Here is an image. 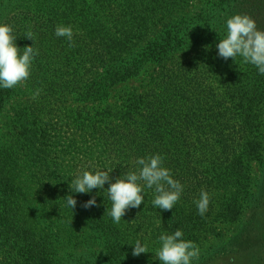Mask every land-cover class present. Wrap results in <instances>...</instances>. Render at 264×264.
Returning a JSON list of instances; mask_svg holds the SVG:
<instances>
[{
	"label": "trees",
	"instance_id": "trees-1",
	"mask_svg": "<svg viewBox=\"0 0 264 264\" xmlns=\"http://www.w3.org/2000/svg\"><path fill=\"white\" fill-rule=\"evenodd\" d=\"M19 1L0 0V22L12 26L21 55L25 46L38 49L39 54L31 64V87L44 94L42 101L30 104V114L19 116V120L26 124L31 117L39 118L47 105L57 109L55 116H63L61 106L73 97L85 105L72 117L65 115L63 119L74 118L82 127L83 150L95 145L105 156L107 163L102 170L113 169L117 179L126 172H138L141 166L136 161L139 158L159 154L163 158L162 166L183 186V191L173 209L162 210L152 203L157 195L155 189L143 186L141 181L144 201L139 208H130L133 218L121 219L117 224L109 215L112 202L108 184L93 197L96 202L103 199L109 209L84 208L93 197L73 196L77 204L73 210L68 207L63 221L56 215L54 202L58 198L51 197L52 201L44 203L29 198L23 189L20 173L26 164L37 166L39 178L50 181L45 156L51 152L47 149L31 151L28 148L32 147L33 133L16 129L13 144L0 145V264H80L78 259L61 256L62 239L81 236L87 242L96 238V230L106 252L119 264L129 262L125 261L128 255L124 253L133 250V235L128 236L123 230L130 223L133 230L146 232L159 241L162 234H173L179 229L183 232L182 239L198 242L213 229L216 212L231 221L238 220L239 214L236 209L232 211V207L217 211L214 190L226 184L223 173L248 174L250 160L264 149V75L240 56L235 60L222 57L181 60L169 66L164 62L165 54L187 42L182 40L190 37L194 22L176 34L168 32L165 39L168 44L154 45L146 53V59L129 52L127 59L112 63L107 49L101 52L100 43L96 57H92V51L86 50L84 43L74 42L70 49H58L63 37L55 35L54 21L47 23L48 17L58 18L55 13L60 12L64 18L71 19V24L73 18L84 24L91 22L94 11L105 7L109 0H29L30 18L11 17L8 12ZM174 3L175 0L118 1L130 25L138 29L157 27L161 22L157 15ZM236 14L250 16L257 29L264 31V0H222L202 14L204 23L200 32L210 40L208 44L219 43L226 37V22ZM29 30L34 33V42L25 37ZM86 30L87 38L99 34L95 25ZM111 46L119 52L125 48L115 43ZM77 55L78 66L72 59ZM45 60L48 62L44 64ZM148 61L154 63L155 69L143 90L134 89L120 104H108L95 112L89 108V103L107 101L115 87L138 78ZM80 68L84 69L83 73ZM16 90V87H0L1 101L5 103L9 93ZM116 179L114 177V182ZM262 183L258 185V192L251 196L246 194L245 199L256 208L255 219L244 235V240L253 238L255 245L249 252L241 247L235 253L237 261L245 263L244 258H247L246 264H264V181ZM202 190L210 197L204 215L198 213L195 203ZM232 204L237 202L232 201ZM233 262L237 263L230 259L228 264Z\"/></svg>",
	"mask_w": 264,
	"mask_h": 264
},
{
	"label": "rangeland",
	"instance_id": "rangeland-1",
	"mask_svg": "<svg viewBox=\"0 0 264 264\" xmlns=\"http://www.w3.org/2000/svg\"><path fill=\"white\" fill-rule=\"evenodd\" d=\"M118 1L109 0L105 7H99L98 10L94 11L92 18L89 19L91 22L87 21L81 24L78 19L73 18L74 22L71 24V19L64 18L57 11L58 13L55 14L58 18L48 17L47 23L54 21L53 25L55 28L59 25L71 26L73 30V43H84L86 50L92 51V57L98 55L99 47L97 44L100 43L101 52L107 49L109 61L112 62L117 59H127L129 52H132L136 57H140L139 55H141L143 59H146L148 56L146 53L154 45L159 42L168 44V41L165 40L168 32L176 34L179 29L186 28L191 22H194L189 32L190 37L187 40H182L187 42H183L184 45L180 48L171 49L170 52L166 53L164 62L170 66L181 60L191 61L220 57L217 48L218 42L208 44L207 42L210 40L203 36L200 29L204 23L201 21L202 14L206 13L207 9L212 5L219 4L222 0H175V5L166 8V10L157 15V19L161 21L157 27L144 29L133 28L130 25L128 18L125 16L126 12L118 4ZM31 8L29 0H21L8 12V15L11 17L30 18L32 16L30 13ZM195 16L198 18L196 19ZM93 20H98L99 22L95 23ZM92 25L98 28L99 34L91 39L87 38L86 29L91 28ZM111 43L125 48L121 52L116 51L111 46ZM61 47H65L64 49L72 47L69 46V41L66 37H63V40L59 41L58 49ZM78 57L79 55L72 58L74 65L77 66ZM47 62L45 60L44 64ZM149 62L145 64V68L138 78L115 87L110 92V97L107 101L103 103H89V108L95 112L96 110L105 108L108 104H120L124 99L129 97L130 93L134 92V89L143 90L155 69L154 63ZM80 70L81 73L84 72L83 68H80ZM32 71V68H30L29 78L22 84L15 86L17 88L16 92H10L9 99L5 103L0 99V145L9 146L13 144V138H15L13 137L15 135L14 130L18 129L28 134L33 133L32 147L29 146L28 148L31 151L38 152L40 149L50 150L51 153L47 155L48 158L45 156L48 162L46 166L50 174V181L48 183L44 182V178H39V169L35 165H24L25 168H22L23 170L20 175L23 189L28 192L29 198H36L44 203L52 201L51 197L58 198L56 202L53 201L56 207V215L57 218L64 221L66 215L64 217L63 215L68 210L66 202H63L66 198L65 196L89 195L92 198L100 194V190L103 189L94 188L88 193H76L70 189L69 185L84 171L95 173L96 170H102L104 168L103 164L107 162L105 156L99 153L97 146L89 145L90 150L82 149L85 136L82 127L74 122V118L70 119V121L63 119L65 115L72 117L79 107L85 105L73 97H69L66 103L61 106L63 110L60 113H63V116L62 114L55 116L57 109L51 107V105H47L45 106V113L40 115L39 118L31 117L26 124L24 121L19 120V116H28L30 114L29 106L32 102L43 100L44 94L39 93V95H35L37 91L31 87ZM262 132V141L264 142V124ZM23 157H25L24 154ZM54 163L57 164L53 165ZM250 165V171L245 176H234L223 173L222 177L226 184L214 190L217 211L226 207H232V211L237 210L239 218L236 221H231L223 215L219 216L220 214L216 212L213 229L211 228L203 236L200 235L202 237H200L198 242L193 241L199 248V258L192 259L190 264H228L230 259H234L237 262H233L234 264H246L247 258H244L245 263L237 261L238 258L235 253L241 247L248 249L247 252H249V248L251 249L255 245L253 238L244 240L245 230L256 216V208L245 199L246 194L253 195V193L258 192V185L263 184L264 149L250 160ZM110 176V182L113 183L114 177L116 179L118 175L115 172H111ZM110 182L105 183V189ZM43 183L47 184L44 186ZM238 188L240 191H238ZM32 189L36 190H34L33 194H30ZM232 201H236L237 204L233 205ZM107 205L101 199L99 202H96L94 209L95 211H98L100 208L109 209ZM131 213L133 212L128 209L121 219L133 218ZM111 220L113 221L112 217ZM123 230L128 236L133 235L131 237V240H134L131 241L133 249L136 241H140L141 246H147L148 252L141 253L139 256H133V250H129L124 253L128 255L125 261L129 262H121L119 264H161V261L155 254L162 246L161 241L149 237L146 232L133 230V223L128 224V227ZM97 231H95L96 238L87 242L86 238L81 236L78 238L64 237L62 244L59 246L61 256H70L69 258L78 259L81 262L80 264H117L100 243L101 238H99Z\"/></svg>",
	"mask_w": 264,
	"mask_h": 264
},
{
	"label": "clouds",
	"instance_id": "clouds-1",
	"mask_svg": "<svg viewBox=\"0 0 264 264\" xmlns=\"http://www.w3.org/2000/svg\"><path fill=\"white\" fill-rule=\"evenodd\" d=\"M226 24L227 35L220 39L217 45L218 55L225 60L228 58L235 60L240 56L245 63L254 65L259 73L264 75V31L258 30L255 20L248 15L236 14L229 18ZM12 33V26L0 24V87L5 89L22 84L29 78L33 58L39 54L38 49H34L33 46H25L21 55L20 48L15 43L16 37ZM55 35L66 37L69 46H73L71 26H57ZM25 37L34 42V33L31 30ZM35 95H39V90ZM136 163L141 166L138 172H126L114 183L110 182V173L113 169L96 170L95 173L84 171L69 187L76 193H88L94 188H104L105 183L110 182L107 188L112 202L109 215L117 224L128 209L139 208L144 201L143 186L155 189L157 195L152 201L155 207L162 210L173 209L180 199L183 186L171 177L167 168L162 166L163 158L157 154L139 158ZM141 181L144 182L143 186ZM65 199L66 206L73 210L77 201L71 195ZM209 202L208 192L202 190L199 200L195 201L200 215L205 214ZM94 205L95 197L88 200L83 207L90 208ZM182 237L183 232L179 229L173 234H162L159 237L162 246L155 254L161 264H190L192 259L199 258V248L192 241H186ZM147 252V246H141L140 241H136L132 255L139 256Z\"/></svg>",
	"mask_w": 264,
	"mask_h": 264
}]
</instances>
